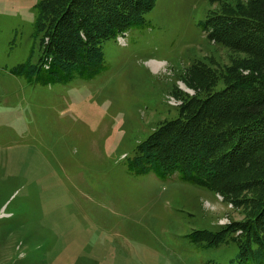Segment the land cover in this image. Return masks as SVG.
Instances as JSON below:
<instances>
[{
    "label": "rangeland",
    "instance_id": "1",
    "mask_svg": "<svg viewBox=\"0 0 264 264\" xmlns=\"http://www.w3.org/2000/svg\"><path fill=\"white\" fill-rule=\"evenodd\" d=\"M37 1L0 0V264H229L231 242L197 251L186 235L244 209L128 161L177 115V94L205 84L192 66L256 61L210 41L202 21L224 1L256 16L258 0H156L143 26L101 44L93 75L27 83L9 70L29 53Z\"/></svg>",
    "mask_w": 264,
    "mask_h": 264
},
{
    "label": "trees",
    "instance_id": "2",
    "mask_svg": "<svg viewBox=\"0 0 264 264\" xmlns=\"http://www.w3.org/2000/svg\"><path fill=\"white\" fill-rule=\"evenodd\" d=\"M155 1L38 0L29 53L9 71L27 83L43 80L44 73L59 82L93 75L102 67L101 44L143 26ZM202 25L210 41L256 61L220 72L192 66L207 83L196 79L195 94H177V115L137 144L128 167L159 178L175 175L244 209L240 221L186 238L197 251L231 242L229 264H264V0L256 16L221 2Z\"/></svg>",
    "mask_w": 264,
    "mask_h": 264
},
{
    "label": "bare ground",
    "instance_id": "3",
    "mask_svg": "<svg viewBox=\"0 0 264 264\" xmlns=\"http://www.w3.org/2000/svg\"><path fill=\"white\" fill-rule=\"evenodd\" d=\"M158 66H159V65H158L157 63H153V64H152V67H153L154 69H155V68H158Z\"/></svg>",
    "mask_w": 264,
    "mask_h": 264
}]
</instances>
